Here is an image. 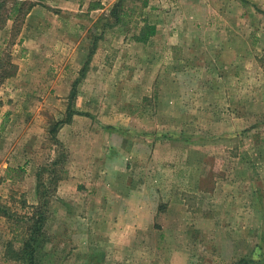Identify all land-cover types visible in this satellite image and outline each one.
<instances>
[{
    "label": "rangeland",
    "instance_id": "obj_1",
    "mask_svg": "<svg viewBox=\"0 0 264 264\" xmlns=\"http://www.w3.org/2000/svg\"><path fill=\"white\" fill-rule=\"evenodd\" d=\"M79 1L0 0V264H264V0Z\"/></svg>",
    "mask_w": 264,
    "mask_h": 264
},
{
    "label": "trees",
    "instance_id": "obj_2",
    "mask_svg": "<svg viewBox=\"0 0 264 264\" xmlns=\"http://www.w3.org/2000/svg\"><path fill=\"white\" fill-rule=\"evenodd\" d=\"M155 32V27L152 24H145L143 28L141 29L140 36L137 37L139 41H145L150 36H152ZM71 117V111L70 107L67 108V115L66 118ZM0 214L7 217L8 219L11 218L10 213H8V210L6 207L0 205ZM22 218V217H21ZM25 227V233L22 234L23 236L19 239L21 240V245L19 249H13L9 248L7 251V254H10V256L17 260V261H26V264H36V258H37V251H38V244H40V232L43 226L44 216L41 212L40 207H36L33 212L26 218L23 219ZM16 233L15 237L17 238V234H19L20 225L16 224L14 228ZM21 235V234H20ZM42 244V240H41ZM244 262V260H241Z\"/></svg>",
    "mask_w": 264,
    "mask_h": 264
},
{
    "label": "crops",
    "instance_id": "obj_3",
    "mask_svg": "<svg viewBox=\"0 0 264 264\" xmlns=\"http://www.w3.org/2000/svg\"><path fill=\"white\" fill-rule=\"evenodd\" d=\"M78 1V0H77ZM86 0H81L79 1L78 3H76V6H78V8L80 7L81 5V8L79 10H76L74 11V13H68V14H64L66 16V19L68 18L69 20H72V19H78V18H87V17H90V18H93V19H97L98 16L96 13H94V10H87L85 5L83 6V4L85 3ZM67 2V1H66ZM91 2H94V1H87V4H90ZM77 9V8H76ZM97 10V9H95ZM84 11H86V13H84ZM30 13V12H28Z\"/></svg>",
    "mask_w": 264,
    "mask_h": 264
}]
</instances>
